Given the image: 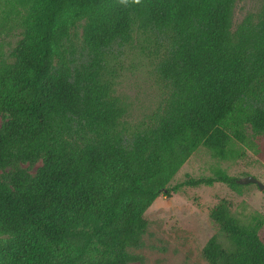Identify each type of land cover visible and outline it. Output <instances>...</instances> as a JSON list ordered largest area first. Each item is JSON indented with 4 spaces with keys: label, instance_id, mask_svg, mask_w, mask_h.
Listing matches in <instances>:
<instances>
[{
    "label": "trees",
    "instance_id": "trees-1",
    "mask_svg": "<svg viewBox=\"0 0 264 264\" xmlns=\"http://www.w3.org/2000/svg\"><path fill=\"white\" fill-rule=\"evenodd\" d=\"M235 1L0 0V23L21 28L11 60L0 44V264H127L156 197L240 186L221 169L171 184L198 147L223 159L264 137V9L232 29ZM134 29L154 38L165 98L130 131L108 53ZM208 215L227 243L207 239V264H264V215L226 199Z\"/></svg>",
    "mask_w": 264,
    "mask_h": 264
},
{
    "label": "rangeland",
    "instance_id": "rangeland-1",
    "mask_svg": "<svg viewBox=\"0 0 264 264\" xmlns=\"http://www.w3.org/2000/svg\"><path fill=\"white\" fill-rule=\"evenodd\" d=\"M264 9V0H236L232 14V29L247 15L257 17ZM21 37L18 23H0V44L7 60L10 50ZM154 38L150 33L134 29L133 38L122 46L114 45L108 53V65L114 71L113 94L125 103L122 118L130 131L147 123L149 116L165 98V91L154 72ZM6 116L0 114V126ZM255 150L234 143V152L219 158L200 146L181 165L171 184L182 181L186 175L209 176L217 169L237 178L252 175L264 185V137L255 139ZM42 164L20 163L21 168L35 174ZM10 169L0 170V174ZM221 199L231 204L233 213L242 220L251 215H264V188L256 183L240 184L235 188L215 182L210 186L183 187L170 195H159L145 210L147 227L142 246L129 251L138 259L127 264H207L201 249L207 239L216 235L224 245L225 235L208 215L210 207ZM264 233V225L260 229ZM6 235L0 233V240Z\"/></svg>",
    "mask_w": 264,
    "mask_h": 264
},
{
    "label": "water",
    "instance_id": "water-1",
    "mask_svg": "<svg viewBox=\"0 0 264 264\" xmlns=\"http://www.w3.org/2000/svg\"><path fill=\"white\" fill-rule=\"evenodd\" d=\"M237 182L240 184H246V183H256L259 187V189H263L264 185L254 176L252 175H246L244 177L238 178Z\"/></svg>",
    "mask_w": 264,
    "mask_h": 264
},
{
    "label": "clouds",
    "instance_id": "clouds-1",
    "mask_svg": "<svg viewBox=\"0 0 264 264\" xmlns=\"http://www.w3.org/2000/svg\"><path fill=\"white\" fill-rule=\"evenodd\" d=\"M119 2L123 5H127L129 3V0H119ZM132 3L140 4L141 0H132Z\"/></svg>",
    "mask_w": 264,
    "mask_h": 264
}]
</instances>
